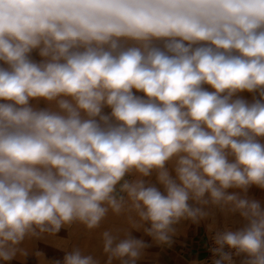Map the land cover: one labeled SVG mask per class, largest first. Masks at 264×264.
I'll use <instances>...</instances> for the list:
<instances>
[{"label":"clouds","instance_id":"9594fccd","mask_svg":"<svg viewBox=\"0 0 264 264\" xmlns=\"http://www.w3.org/2000/svg\"><path fill=\"white\" fill-rule=\"evenodd\" d=\"M0 101V261L109 210L169 244L174 224L207 218L192 200L247 220L214 232L213 264H264V208L226 191L264 189V0H0ZM154 171L164 193L125 179ZM102 239L106 264L146 247ZM63 264L100 262L77 248Z\"/></svg>","mask_w":264,"mask_h":264},{"label":"rangeland","instance_id":"374dc122","mask_svg":"<svg viewBox=\"0 0 264 264\" xmlns=\"http://www.w3.org/2000/svg\"><path fill=\"white\" fill-rule=\"evenodd\" d=\"M31 57L37 62L42 59L38 54V50H34ZM204 87L212 91L209 86L205 85ZM133 91L138 96L144 95L141 92ZM237 95L251 102L254 94L242 92ZM30 104L36 108L50 107L49 103L42 99L31 100ZM52 106L54 107V105ZM103 111L105 114H110L111 109L106 107ZM229 159L232 158L229 157ZM166 167L169 168L171 175L175 178V172L172 170L174 162H169ZM125 179L128 181L143 179L146 185H154L162 193L165 192L163 185L157 181L155 171L148 177H141L138 173L133 172L126 175ZM119 187L117 185L118 193ZM226 191L229 194L237 193L241 197L257 200L264 208V189L262 188L252 185L246 192L237 188H230ZM207 198L206 194L205 199ZM189 204L193 207H202L208 213V216L198 223L182 219L174 224L172 226L174 233L171 234L169 244H161L152 236L146 234L145 229L150 227V223L140 221L135 212H122L116 215L109 210L96 229L89 230L83 224L73 222L62 226L56 233L38 232L35 236H26L18 245L20 251L17 252L16 256L8 262L0 261V264H56L57 261L63 264L65 254L77 248L84 255H92L100 264H106L108 257L103 251L102 239V233L106 230L112 231L120 239L130 233L132 237L144 241L146 247L136 260V264H213L214 257L206 254L204 246L209 242L214 243L212 240L214 232L239 230L246 226L247 220L241 217L238 212L230 211L229 207L221 208L211 204V202L207 205H200L190 200ZM134 224L140 226L134 227ZM225 250L228 251V249ZM245 259L246 257L243 254L233 256L234 264H243ZM112 264H121V262L114 259Z\"/></svg>","mask_w":264,"mask_h":264},{"label":"built area","instance_id":"2783aa9c","mask_svg":"<svg viewBox=\"0 0 264 264\" xmlns=\"http://www.w3.org/2000/svg\"><path fill=\"white\" fill-rule=\"evenodd\" d=\"M208 246H209V253H210L211 256H213V254H212V252H211V249L215 247V244L209 242V245H208ZM226 249H227V248H226Z\"/></svg>","mask_w":264,"mask_h":264},{"label":"crops","instance_id":"0c3cea01","mask_svg":"<svg viewBox=\"0 0 264 264\" xmlns=\"http://www.w3.org/2000/svg\"><path fill=\"white\" fill-rule=\"evenodd\" d=\"M208 245H209V243L206 246H204V250H206V254H210ZM211 257H213V256H211Z\"/></svg>","mask_w":264,"mask_h":264}]
</instances>
